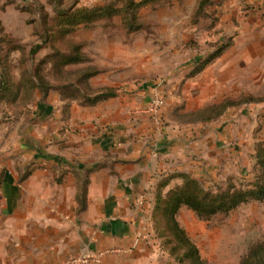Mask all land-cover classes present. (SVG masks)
Listing matches in <instances>:
<instances>
[{
    "label": "rangeland",
    "instance_id": "rangeland-1",
    "mask_svg": "<svg viewBox=\"0 0 264 264\" xmlns=\"http://www.w3.org/2000/svg\"><path fill=\"white\" fill-rule=\"evenodd\" d=\"M233 3L0 0V167L21 159L23 138L36 129L37 102L57 106L64 119L73 104L108 100L90 104L110 89L139 99L161 83L165 105L158 124L216 123L224 132L212 160L196 162V175L173 172L161 183L175 181V188L184 182L179 175L191 174L213 193L252 188L264 179V12L246 0ZM108 5L99 19L68 21L80 8ZM76 55L83 60L69 62ZM179 221L206 264H241L264 241V199L209 218L185 208ZM152 228L162 264H190L179 260L186 246L178 248L162 213L152 217Z\"/></svg>",
    "mask_w": 264,
    "mask_h": 264
},
{
    "label": "crops",
    "instance_id": "crops-1",
    "mask_svg": "<svg viewBox=\"0 0 264 264\" xmlns=\"http://www.w3.org/2000/svg\"><path fill=\"white\" fill-rule=\"evenodd\" d=\"M246 2L264 12V0ZM142 91L139 99L118 91L96 106L73 104L64 119L52 103H36L37 130L23 138L21 159L0 167V264L97 252L99 264H162L152 238L161 179L196 175V162L212 160L224 132L216 123H153L138 111L152 95ZM185 208L193 211L183 206L178 221Z\"/></svg>",
    "mask_w": 264,
    "mask_h": 264
},
{
    "label": "trees",
    "instance_id": "trees-1",
    "mask_svg": "<svg viewBox=\"0 0 264 264\" xmlns=\"http://www.w3.org/2000/svg\"><path fill=\"white\" fill-rule=\"evenodd\" d=\"M108 8H111L110 5L107 7H97L92 9L85 7L80 8L78 12L69 16L68 21H73L74 19L75 22L78 23L91 22L92 20L105 16ZM114 12H119V9L114 8ZM79 60H83L82 56L76 55L75 57H70L69 62ZM96 72V70L90 71L88 74L90 76ZM47 90L48 89H45L46 92ZM115 95V91L110 89V91L106 93L97 95L95 100L90 104H95L100 100ZM221 114L222 112L216 116ZM214 118L215 117H206L205 121H210ZM260 153L261 155H264V149H262ZM262 164H264V159H262ZM179 176L183 177V184L171 188L165 196L162 194V187L166 186L168 181L165 180L160 183L157 190L153 217L157 219L158 215L162 213L168 221V226L173 237L177 240L178 244H180L178 245V248H182L181 245L186 246L185 252H183L181 256H178L179 260L188 259L190 260V264H206L200 255L198 247L191 241L186 230L180 225L177 219L180 209L183 206H186L192 209L200 218H209L220 212H229L243 202L252 199H264V179L261 177L260 180L252 184V188L249 189L233 190L232 188H229L222 192L213 193L203 189L200 181L191 176V174H181ZM175 248L178 249L177 247ZM241 264H264V241L252 247L247 256L242 260Z\"/></svg>",
    "mask_w": 264,
    "mask_h": 264
},
{
    "label": "built area",
    "instance_id": "built-area-1",
    "mask_svg": "<svg viewBox=\"0 0 264 264\" xmlns=\"http://www.w3.org/2000/svg\"><path fill=\"white\" fill-rule=\"evenodd\" d=\"M161 83L154 86L149 102L138 109L139 112L148 114L156 123H160L163 114V107L165 105V98L162 93ZM103 252L97 253H81L78 255H71L56 264H90L101 263Z\"/></svg>",
    "mask_w": 264,
    "mask_h": 264
}]
</instances>
